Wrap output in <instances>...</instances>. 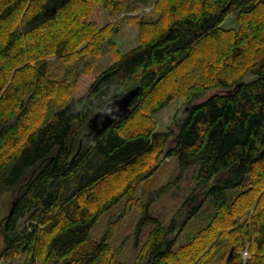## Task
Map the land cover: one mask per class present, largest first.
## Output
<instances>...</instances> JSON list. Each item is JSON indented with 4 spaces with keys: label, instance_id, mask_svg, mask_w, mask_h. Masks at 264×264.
<instances>
[{
    "label": "trees",
    "instance_id": "obj_1",
    "mask_svg": "<svg viewBox=\"0 0 264 264\" xmlns=\"http://www.w3.org/2000/svg\"><path fill=\"white\" fill-rule=\"evenodd\" d=\"M149 1L0 0V262L125 264L90 231L166 156L197 166L195 186L167 224L141 203L131 264H264V0H155L125 51L120 21L92 18ZM105 46L112 63L75 96ZM136 86L125 116L87 134L95 107ZM175 98L177 129L156 130Z\"/></svg>",
    "mask_w": 264,
    "mask_h": 264
},
{
    "label": "rangeland",
    "instance_id": "obj_2",
    "mask_svg": "<svg viewBox=\"0 0 264 264\" xmlns=\"http://www.w3.org/2000/svg\"><path fill=\"white\" fill-rule=\"evenodd\" d=\"M155 0H150L146 4L136 5V9L127 12L118 13L115 16H110L102 7H96L92 18L99 25L105 22L120 21L119 32L114 36V41L119 51H125L139 43L137 37V26L134 22L137 17L156 18L157 13L153 11ZM132 17L131 19L126 17ZM225 28L237 26L234 18L229 15L223 23ZM113 61L109 48L104 47L103 53L94 62V68L89 74H80L77 77V89L75 96H80L85 93L89 84ZM215 90H208L205 96H209ZM187 110L185 100L175 98L160 111L153 115L156 123V130L163 131L169 129H177V125L184 117ZM197 166H190L182 169L176 157L163 156L156 168L154 174L145 182H143L132 195V200L121 199L110 210L104 212L98 219L97 223L92 227L90 236L94 239H100L107 233L109 242L114 249L115 260L125 264H131L134 256L137 237V224L141 217L140 205L142 202L149 203V213L157 217L164 224H167L172 216L177 215L178 210L184 205V201L195 186V174ZM112 182L114 178L110 179ZM264 186V185H263ZM237 190V189H236ZM233 191V190H232ZM261 191V190H260ZM253 194L254 198L264 199V189ZM236 192V191H235ZM237 193L234 194V196ZM233 197V196H232ZM209 198L202 205V216L208 212L211 213V205ZM238 202V201H236ZM254 200H252V203ZM188 205L186 208H188ZM185 211V210H184ZM1 215V213H0ZM201 216L196 217L193 227L197 229L200 224L206 221ZM1 220V217H0ZM150 224H144L139 231V244L148 234ZM0 232V238H2ZM243 256L247 254L243 252ZM2 264L6 261L1 259ZM21 264V258L14 262Z\"/></svg>",
    "mask_w": 264,
    "mask_h": 264
},
{
    "label": "water",
    "instance_id": "obj_3",
    "mask_svg": "<svg viewBox=\"0 0 264 264\" xmlns=\"http://www.w3.org/2000/svg\"><path fill=\"white\" fill-rule=\"evenodd\" d=\"M139 86L133 87L121 96L115 97L113 99L114 105H118V110L112 113V116L104 115L101 117V114H93L87 121L89 131L87 134L91 133H100L106 129L111 123L125 116L129 111V105L134 96L138 93ZM1 244V242H0ZM1 246V245H0Z\"/></svg>",
    "mask_w": 264,
    "mask_h": 264
},
{
    "label": "clouds",
    "instance_id": "obj_4",
    "mask_svg": "<svg viewBox=\"0 0 264 264\" xmlns=\"http://www.w3.org/2000/svg\"><path fill=\"white\" fill-rule=\"evenodd\" d=\"M118 110V105H114V101L111 99V96L108 98V102L104 105L97 106L93 109L95 114H101V117L104 115L112 116L114 111ZM90 146L95 147V141H90Z\"/></svg>",
    "mask_w": 264,
    "mask_h": 264
}]
</instances>
